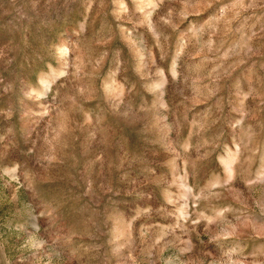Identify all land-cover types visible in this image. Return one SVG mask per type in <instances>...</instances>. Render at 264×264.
I'll list each match as a JSON object with an SVG mask.
<instances>
[{
	"label": "rangeland",
	"instance_id": "obj_1",
	"mask_svg": "<svg viewBox=\"0 0 264 264\" xmlns=\"http://www.w3.org/2000/svg\"><path fill=\"white\" fill-rule=\"evenodd\" d=\"M0 264H264V0H0Z\"/></svg>",
	"mask_w": 264,
	"mask_h": 264
}]
</instances>
